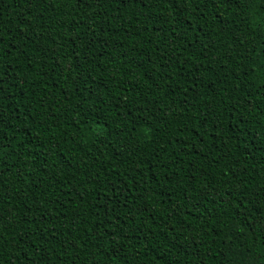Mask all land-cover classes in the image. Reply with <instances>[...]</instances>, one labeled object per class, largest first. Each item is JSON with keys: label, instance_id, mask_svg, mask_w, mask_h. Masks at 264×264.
Instances as JSON below:
<instances>
[{"label": "trees", "instance_id": "trees-1", "mask_svg": "<svg viewBox=\"0 0 264 264\" xmlns=\"http://www.w3.org/2000/svg\"><path fill=\"white\" fill-rule=\"evenodd\" d=\"M150 3H0V264L264 259V0Z\"/></svg>", "mask_w": 264, "mask_h": 264}, {"label": "snow or ice", "instance_id": "snow-or-ice-1", "mask_svg": "<svg viewBox=\"0 0 264 264\" xmlns=\"http://www.w3.org/2000/svg\"><path fill=\"white\" fill-rule=\"evenodd\" d=\"M11 2V0H10ZM21 3H23L26 7L28 11H31V7H28L29 5H35L37 3H44L45 0H20ZM88 0H76L77 5L83 3V4H87ZM122 2H125V0H122ZM235 2L237 4H240L241 0H235ZM248 0H244V3H247ZM0 3H2V0H0ZM141 3L144 4L145 7H151V3L150 0H141ZM21 15H23V13H21ZM29 24H31V20L28 21ZM3 34H4V28H3V12L0 11V46L3 45ZM2 47H0V55H2ZM2 84H3V80L2 78H0V91H2ZM211 106L209 105V108ZM211 116V113H207L204 117L203 120L205 123L208 122L209 118ZM187 127V126H185ZM158 130V129H157ZM181 134L183 133L184 129H180ZM192 129H189V132H191ZM196 135L199 137V133H196ZM191 139V137H189ZM181 148L185 147L184 143H181ZM193 147H195V145H193ZM250 231H258L261 234H264V210H262V214H261V218L259 220L258 224H254L252 229H250ZM259 238V236L257 237ZM249 250H251V245H249ZM260 254L261 256H264V239L261 240V246H260ZM260 264H264V259H262L260 261Z\"/></svg>", "mask_w": 264, "mask_h": 264}]
</instances>
